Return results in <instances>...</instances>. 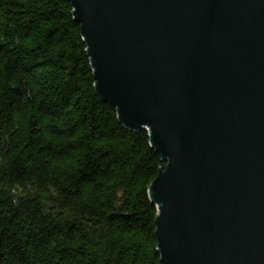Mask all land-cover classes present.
Segmentation results:
<instances>
[{"label":"water","instance_id":"1","mask_svg":"<svg viewBox=\"0 0 264 264\" xmlns=\"http://www.w3.org/2000/svg\"><path fill=\"white\" fill-rule=\"evenodd\" d=\"M96 91L166 163L162 264H264V0H68Z\"/></svg>","mask_w":264,"mask_h":264},{"label":"trees","instance_id":"2","mask_svg":"<svg viewBox=\"0 0 264 264\" xmlns=\"http://www.w3.org/2000/svg\"><path fill=\"white\" fill-rule=\"evenodd\" d=\"M68 0H0V264H162L166 163L96 91Z\"/></svg>","mask_w":264,"mask_h":264}]
</instances>
